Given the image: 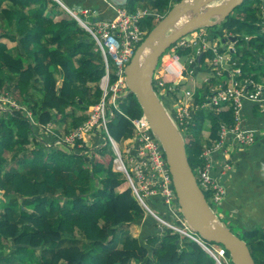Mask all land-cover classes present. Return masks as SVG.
Segmentation results:
<instances>
[{"label": "trees", "instance_id": "trees-1", "mask_svg": "<svg viewBox=\"0 0 264 264\" xmlns=\"http://www.w3.org/2000/svg\"><path fill=\"white\" fill-rule=\"evenodd\" d=\"M136 1L127 0L123 7L133 11ZM10 2L12 7H0V36L16 45L9 50L0 42V95L5 92L19 108L0 109V167L6 160L1 153L8 150L13 152V161L29 162L31 170H37L36 165L40 177L34 179L20 171L0 176V189L5 186L13 200L20 197L19 205L12 198L7 200L9 196L0 197V246H9L12 259L3 252L0 257L13 264H33L32 258L37 264H214L198 244L159 228L133 196L126 178L112 168L113 157L106 145L90 151L89 157L45 153L40 146L31 148L40 145L35 138H29L38 135L33 120L46 125L69 118V131L87 119L101 97L98 83L105 70L100 50L88 32L77 28L73 18L52 21L54 15L62 14L57 1ZM48 4L50 9L46 8ZM16 6H21V11ZM31 6L37 8L33 15L26 16L25 8ZM152 6L164 15L172 3L153 0ZM257 9H239L240 15L227 17L221 29L250 24L257 19ZM155 23L153 17H145L139 24L146 34ZM256 46L264 50V40L259 39ZM110 67L113 68L112 63ZM114 79L111 74L110 81ZM164 80L172 82L174 77L167 74ZM118 108L120 111L113 109L114 116L107 125L116 141L132 134L130 119L142 114L131 94L119 99ZM76 109L82 113L76 114ZM208 113L207 144L211 145L217 139L219 122L231 123L232 113L231 109ZM191 136L185 139L186 152L196 173L202 166L203 146L195 130ZM26 153L31 157H25ZM150 198L159 204L148 200V205L161 213L165 206L159 197ZM129 224H141V233L126 234L120 247H114L119 228ZM241 238L255 263L264 264V232L247 227ZM65 242L70 244L63 245ZM13 255L19 257L14 259Z\"/></svg>", "mask_w": 264, "mask_h": 264}, {"label": "built area", "instance_id": "built-area-1", "mask_svg": "<svg viewBox=\"0 0 264 264\" xmlns=\"http://www.w3.org/2000/svg\"><path fill=\"white\" fill-rule=\"evenodd\" d=\"M170 1L174 4L178 0ZM113 7L116 13L115 17L102 21H90L87 19V12H84V16H80L76 11L66 9L80 22V25L85 27L100 50L105 73L99 84L101 97L92 106L87 119L67 131L63 136L54 137L53 142L71 148L75 152H89L88 149L92 146L91 139L104 131L105 138L107 137L111 144L113 151L111 152L114 155L113 162L116 164L117 171L126 178L133 196L144 210L155 215L159 228L168 229L173 234H177L179 238H189L195 241L213 258L214 264H232L229 255L226 254V250L222 246L206 243L182 217L161 143L151 130L147 119L142 114L130 119L132 134L125 143V146L128 145L125 148V160L121 156L118 141L108 132L107 125L114 116L113 109L120 111L118 108L119 99L128 95L124 68L137 44L144 37L145 30L140 28V20L154 15L152 12L151 16V10L146 8H137L131 11L120 5ZM261 9L262 17L259 24L260 26L263 24L262 27H264V3L261 5ZM205 42L206 30L205 27H200L173 43L161 55L155 68L152 79L154 91L159 93L167 83H172L182 77L185 67L180 62V51L195 50L198 54L200 49H205L203 45ZM221 59L222 56L217 55L216 62H221ZM188 60L191 62L193 59L189 56ZM110 61L113 68L110 67ZM111 74L115 76L113 81H110ZM167 74L173 75L172 82L164 80V76ZM6 101L8 104L10 103L7 105L8 108H19L14 100L8 98ZM246 101L264 108V79L262 83H255L247 78L232 77L226 85L215 88L213 92L205 96L199 105L195 106L201 110L207 109L214 112L231 109L232 113L231 123L219 122L216 141L211 145H203L202 166L197 168L195 173L199 187L204 193H208V196L205 197L213 211L217 212L216 215L219 219L223 215L221 204L227 195L226 187L220 182V176L231 166L224 162L221 169L217 170L215 155L222 151L226 158L227 147L249 146L259 137L264 136V127L251 129L245 125L242 107ZM191 110V107L182 105L177 115L172 117L181 130L188 128ZM113 162L112 168L115 170ZM151 196L159 197L160 202L165 206L161 213L155 212L148 205L147 198ZM219 209L222 215L218 213ZM182 235L184 236L182 237Z\"/></svg>", "mask_w": 264, "mask_h": 264}, {"label": "crops", "instance_id": "crops-1", "mask_svg": "<svg viewBox=\"0 0 264 264\" xmlns=\"http://www.w3.org/2000/svg\"><path fill=\"white\" fill-rule=\"evenodd\" d=\"M59 1L61 5L69 8L70 10L76 11L80 16H84V12H87V19L90 21H102V20H111L115 17L116 13L114 10L115 4L110 0H55ZM153 0H137L135 2L134 8H146L149 10H155L152 6ZM255 2L248 6L252 8H258L255 12L257 19L252 21L250 24L241 27V30H246L252 32L251 30L256 29L260 32L262 28H260L259 21L262 17V9L261 5L264 3V0H254ZM58 2V3H59ZM59 3V4H60ZM6 7V6H5ZM251 11L248 12V14ZM246 15V14H245ZM255 22L258 24L257 28H254ZM253 25V26H252ZM208 28V27H207ZM206 30V42L203 44L205 49H200L199 53L196 54L195 50H182L179 52L180 62L185 67L183 75L181 78L176 79L172 83H167L162 90L158 93L162 104L164 105L167 112L171 117H175L180 110L182 105H186L188 108L191 107V118L188 122V128L184 129V132H187V139L191 138L193 134V130L197 133L198 137L201 139L202 146L207 144V137L209 134V126L210 121L204 117L201 109L196 108V105H199L213 90L219 86L226 85L227 82L232 78L230 76L231 72H234V69L237 67L243 59H239L240 54L237 52L236 43L240 39L237 37L232 30L220 29L219 36H215L213 33V28H208ZM264 31V30H263ZM227 34V36H225ZM255 36V35H253ZM252 36V37H253ZM261 40H264V32H260L258 34ZM250 36H245L243 40L246 41L247 46L249 48V55L246 57L245 62L256 61L254 58L255 53H258L260 49L257 47H252L250 52L251 44L249 41L252 39ZM223 39V40H222ZM222 40V42H221ZM10 41V40H9ZM12 42V41H11ZM5 43V42H4ZM6 44V43H5ZM7 47H10L6 44ZM16 45V43H15ZM12 47V46H11ZM255 48V51L252 50ZM14 49V48H13ZM263 49V48H262ZM224 51L225 54L222 52ZM217 52H222L223 59L232 60L230 66L227 61V64H222L223 60L219 63L216 62ZM191 57L193 60L189 62L188 57ZM262 56V55H260ZM183 58V60H181ZM259 65V62H258ZM261 66V65H260ZM187 67V69H186ZM230 67V68H229ZM226 68H229L231 71L227 74ZM242 73L244 70H241ZM225 73V74H224ZM249 73L244 74L242 79L249 77ZM102 78V77H101ZM101 80V79H100ZM100 84V81L98 85ZM100 87V86H99ZM200 115V117L198 116ZM242 114L244 118V123L251 129H256L260 127H264V108L259 107L257 104L253 102L246 101L242 107ZM198 117V118H197ZM207 119V120H206ZM208 122L209 125L204 126V129L207 130L205 134H202V129L200 123ZM58 121H52L47 123L46 125L38 124L35 120H33L32 125H34L36 131L38 132L37 136H29L32 141L33 138L39 143L46 142L49 139L54 141L53 136L56 132L53 131L52 124H56ZM69 125V124H68ZM50 127L52 131V136H47L48 139L44 140V136H39L42 132L45 133V129ZM68 127V126H67ZM203 128V125H202ZM191 129V130H190ZM68 130V128H67ZM190 130V131H189ZM189 131V132H188ZM131 136V135H129ZM128 136V137H129ZM128 137L121 138L118 142H121L123 145L126 143ZM103 140L99 137V135L94 136L91 139L92 146L104 145L102 144ZM54 142L50 144L53 145ZM42 146V145H41ZM62 147L68 153V151H73L71 148H68L64 145H61L60 150H56V152H62ZM90 148V151H97L98 148ZM32 148V147H31ZM41 148V147H40ZM53 148V147H52ZM59 149V148H57ZM54 150V149H53ZM55 152V150H54ZM77 153V152H76ZM27 155V153L25 154ZM226 158L222 151L218 152L215 155L217 170H220L222 164L227 162L230 164L231 168L226 169L220 176V182L226 187L227 195L224 198L221 204V210L226 214L225 219L229 220L235 225L246 230L247 227L258 228L264 225V136L259 138L258 141L253 144L245 147H227L226 148ZM25 164H29L28 167L32 169L29 162ZM37 168V166L35 165ZM28 168V169H29ZM19 171V170H18ZM37 170L28 171V175L34 177V179H38L40 175ZM21 172V171H20ZM26 173V171H25ZM33 173V174H32ZM153 205L159 204L157 200L147 198ZM145 218L142 219V222ZM130 225L123 226L119 228L116 233V241L114 243V247H120L121 240L126 234H130L131 236H137L141 233L142 227L141 224H134L138 227V234L134 235L130 231ZM128 228V229H127ZM63 245H65L63 243ZM9 249V255H4L5 257H9L12 259L10 255V248L7 245L0 246V252H4L2 250ZM4 254V253H3ZM0 260L4 261L3 257H0ZM137 264L133 261H130V264ZM10 264H13L10 261Z\"/></svg>", "mask_w": 264, "mask_h": 264}, {"label": "water", "instance_id": "water-1", "mask_svg": "<svg viewBox=\"0 0 264 264\" xmlns=\"http://www.w3.org/2000/svg\"><path fill=\"white\" fill-rule=\"evenodd\" d=\"M110 1L120 6L127 2ZM244 1L175 2L145 34L124 68L128 94L135 97L142 115L161 143L182 217L206 243L222 246L232 264L256 263L246 241L221 222L210 207L189 164L182 132L165 109L159 94L154 91L152 79L159 58L173 43L194 29L221 24ZM65 9L70 10L67 7Z\"/></svg>", "mask_w": 264, "mask_h": 264}, {"label": "rangeland", "instance_id": "rangeland-1", "mask_svg": "<svg viewBox=\"0 0 264 264\" xmlns=\"http://www.w3.org/2000/svg\"><path fill=\"white\" fill-rule=\"evenodd\" d=\"M255 1L254 0H245L244 1V3L243 4H241L240 6H238V7H236L230 14H229V16L228 17H230V16H238V15H240L239 13H240V11H239V9H242V8H246V7H248V6H250V5H252L253 3H254ZM58 3V2H57ZM172 3V5H173V2H171ZM59 4V3H58ZM5 6H7V7H12L13 5H12V3L10 2V0H4L2 3H1V5H0V7L1 8H5ZM21 6H16V7H14L16 10L18 9L19 11H21V8H20ZM37 8V6H31V7H28V8H25V14H26V16H29L30 14H34V10ZM46 8H48V9H50L51 8V5L50 4H48L47 5V7ZM58 9L59 10H61V15H54L53 17H52V21H58L60 18H73L76 22H77V28H79V29H81L83 32H86L87 33V30L85 29V27L83 26V25H80V22L72 15V13H69L66 9H65V7H63L61 4H59V7H58ZM46 11H48V10H46ZM152 12L154 13V15L152 16ZM162 13H158L157 11H156V9L153 11H151V16L153 17V20H154V22H156L157 20H159L160 19V17H162ZM261 23V22H260ZM221 25H222V23L221 24H219V25H216V26H214V27H211V28H213V33H215V36H219V30L221 29ZM255 25L256 26H253L254 28H257V26H258V24L255 22ZM263 25V24H262ZM262 25L260 26V28H262L261 30H260V32H264L263 30H264V27H262ZM208 29V28H207ZM210 29V28H209ZM232 30L235 34H237V37H239L240 39L237 41V43H236V46H237V52L238 53H240V54H237L238 56L240 55V58L239 59H243V64H242V61L239 63V64H237V62H236V65H237V67H235V68H238V69H234V71H236V70H238L237 72H231V74H230V76L231 77H235V78H241V77H243L244 76V74H247V73H249V77H247V79H249V80H252L253 82H255V83H262V80L264 79V50H261V51H259L258 53H255V55L256 56H254V58L256 59V61H249V62H245V59H246V57L249 55V48H248V46H247V43H246V41L245 40H243L244 39V37L245 36H250V37H252L253 35H255V36H253L252 37V39L249 41V43L251 44V47H250V52H251V48L252 47H257L256 45L258 44V41H259V39H260V37L258 36V34L260 33L258 30H256V29H253V30H251L252 32H249V31H246V30H241V28H236V27H234V28H230V27H226V31L227 30ZM0 30L3 32V29H2V27L0 26ZM1 33V32H0ZM225 36H227V34L225 35ZM223 40V39H222ZM222 40H221V42H222ZM0 42H5L6 44H8L10 47H8V49L10 50V49H12L13 50V48H15V42L14 41H9V39L8 38H6V37H2V36H0ZM12 46V47H11ZM252 50H254L255 51V48L254 49H252ZM224 54H225V52L224 51H222ZM222 52H217V54L218 55H223V53ZM260 55H262V56H260ZM181 60H183V58H181ZM223 60V63L222 64H227V62L229 63V64H227L228 66H230V64H231V62H232V60H231V62H230V60H226V59H223V57H222V59H221V61ZM224 61H227V62H224ZM258 62H259V65H258ZM220 63V62H219ZM111 64V63H110ZM261 65V66H260ZM230 68V67H229ZM229 68H226V72H227V74L229 73V71H231ZM244 70V72L242 73V71L241 70ZM225 74V73H224ZM234 81H235V79H234ZM6 97V98H5ZM8 98H10V99H12L10 96L9 97H7V96H5V92H3L1 95H0V109H2V110H4V111H6V110H8V106L7 105H9L8 103H6L7 101H6V99H8ZM13 100V99H12ZM202 112H203V115H204V117L205 118H207L209 121H210V119H209V111L207 110V109H203V110H201ZM86 112V111H85ZM211 112V111H210ZM75 113L76 114H81L82 113V111H80L79 109H76L75 110ZM6 116H7V114H5ZM31 119L33 120V117H31ZM206 119V120H207ZM58 122L55 124H52V125H49V126H52V129H53V131L55 130V134L53 135L52 134V131H51V128L50 127H48V128H46L45 130V133H43L42 132V135H41V133H40V135L39 136H44L43 138H44V140H46V139H48L47 138V136H56V137H60V136H63L68 130H67V128H69V127H67L68 126V124H69V118H65V119H58L57 120ZM205 124H206V126H208L209 125V123L206 121V122H203V123H200V127H199V129L202 131V134H205L206 132H207V130H205L204 129V126H205ZM202 125H203V128H202ZM105 132L104 131H101L100 132V134H99V137L105 142V140H106V142L104 143H102V144H104V145H106L107 146V149H109L110 151H112V148H111V144H110V142L108 141V138L106 137L105 138V134H104ZM184 137V139H186V136H183ZM58 140H60V139H58ZM51 142H53V140L51 141L50 139L47 141L46 140V142L44 141V142H42V144H40V145H38V146H36V145H33V147L32 148H38L39 146L43 149V151L45 152V153H51V152H54V150L56 151V150H60V148H61V145H60V143H53V145H51L50 143ZM118 144H119V146H120V150H121V156H122V158L125 160V148L126 147H128V145L127 146H125V144L123 145L121 142H118ZM42 145V146H41ZM104 145H100V146H104ZM53 147V148H52ZM57 148H59V149H57ZM91 148L92 149H94L92 146H91ZM54 149V150H53ZM62 152H64L66 155H74V154H78V155H84V156H86V157H89L90 155H91V153L90 152H88V151H86V152H84V151H78L77 153L73 150V151H68V153L65 151V149L62 147ZM113 152V151H112ZM111 152V155H112V157L114 158V155H113V153ZM12 154H13V152H10V151H8V150H4V151H2V153H1V155L3 156V157H5L6 158V160H3V162H2V167H0V170H2L1 172H0V176L1 177H8V176H6L7 174H12L13 172H15V171H21V172H28V171H30L31 169L28 167V165L29 164H25L26 162L25 161H23V160H21V162H19L18 160L19 159H16L17 161H13V159L11 158V156H12ZM25 157H28V158H30L31 156H29V154H27V155H25ZM24 157V158H25ZM77 160V159H76ZM85 166H88L89 167V163H86V164H84ZM113 166H114V168H115V171H117V169H116V164L113 162ZM29 168V169H28ZM36 169H38V167L36 168ZM117 172H119V171H117ZM122 176H123V174L121 173V172H119ZM33 174V173H32ZM0 181H2V179L0 178ZM3 182V181H2ZM5 187V186H4ZM4 187H2V189H0L1 191H0V197H3V196H9V197H7V200L8 199H11L12 198V194H9V192L8 191H6V189L4 188ZM58 192V190L55 192V193H57ZM4 193H6V195H4ZM12 201H14V202H16V203H18V205L20 204V197H18L17 196V198H14V200H13V198L11 199ZM145 212L149 215V216H151L153 219H155L156 220V222L158 221L157 219H156V217H155V215H153L152 213H150V212H148L146 209H145ZM217 213V212H216ZM218 213H220L221 214V210L219 209L218 210ZM222 215V214H221ZM224 215V216H223ZM223 215H222V217H220V221L221 222H223V223H225L227 226H229L230 227V229L232 230V232H234L235 234H238L239 236H242V233H243V231L241 230V229H243V228H241L240 229V227H238V226H236L235 224H232L231 222L229 223V220H226L225 219V213L223 212ZM157 224H158V222H157ZM169 224V223H168ZM169 225H171V224H169ZM163 226V225H162ZM164 226H166L165 224H164ZM163 226V227H164ZM161 228V227H160ZM128 229V228H127ZM258 229L261 231V232H264V225L263 226H261V227H258ZM138 227L137 226H135L134 224L133 225H130V231L134 234V235H137L138 234ZM170 233H172V232H170ZM165 234V233H164ZM184 235H182V237H183ZM78 239H79V237H78ZM189 242H194V243H196L195 241H192L191 239H189V238H186ZM77 243H79L80 244V241H77ZM64 244H70V242H65ZM197 244V243H196ZM1 250V249H0ZM204 250V249H203ZM2 251H4L3 253L5 254V255H9L8 253H9V249H5V250H2ZM205 252V251H204ZM206 253V252H205ZM20 255V254H19ZM19 256H15V255H13V258L15 259V258H18ZM25 259V258H24ZM27 260V259H26ZM32 260L33 261H30V262H33V264H37V261H36V258H32ZM0 264H10L8 261H3V260H0ZM131 264H133V263H131Z\"/></svg>", "mask_w": 264, "mask_h": 264}]
</instances>
